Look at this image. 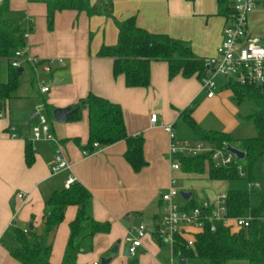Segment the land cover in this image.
<instances>
[{
    "label": "crops",
    "instance_id": "1",
    "mask_svg": "<svg viewBox=\"0 0 264 264\" xmlns=\"http://www.w3.org/2000/svg\"><path fill=\"white\" fill-rule=\"evenodd\" d=\"M7 1L11 10L8 18L17 20L21 29L27 27V22L31 25L27 42L29 55L43 60L63 59L65 67H55L49 76L50 91L47 94L40 92L29 67L33 79L25 91L20 88L22 68L18 86L0 118V264H19L9 254L17 247L10 234L11 226L41 234L45 202L55 191L65 189L64 183L69 177L90 192L93 219L111 224L109 234L95 236L91 253L77 257V264H98L101 256H110L111 246L119 242L115 244L117 236L122 234L125 243L128 231L133 229L132 220L152 222L162 213L160 196L167 190L171 176L169 140L162 126L171 125L180 144L192 139L199 142L180 116L194 105L190 118L201 130L228 134L234 141L244 138L237 135L243 103L236 104L224 78H216L218 92L209 99L195 76L185 79L178 75L169 79L167 64L153 62L149 86L127 88L122 75L113 77L112 60L100 59L97 53L103 45L116 44L118 32L114 19L121 21L133 17L138 27L181 40L190 46L195 57L206 60L215 55L221 43L226 22L224 8H228L230 0H88L95 14L90 16L73 10L56 12L51 29L47 25V9L43 3ZM260 5L262 0L252 13ZM36 18L46 20L47 28L41 36L34 31L33 20ZM89 94L119 104L127 134L143 137L146 166L139 172L135 173L124 159L125 142L100 146L96 154L87 158L83 156L88 143L86 110L80 111L78 121L66 123L56 122L52 112L48 111L49 108L53 111L75 107ZM38 99L42 100V105ZM34 112L36 114L30 119ZM151 114L157 115V125L150 124ZM40 115L47 119L54 141H33L32 128L38 125ZM185 128L191 130L192 137ZM27 142L34 156L31 166L25 163ZM59 160L67 161L69 168L52 175L50 168ZM185 175L182 172L177 174L179 181L182 176H191ZM191 181L189 184L194 186V180ZM185 188L187 191L182 192L189 193L190 186ZM196 190V197L190 193L196 200L226 193ZM19 194L24 195V199L19 198ZM76 213L77 207L68 206L52 237V264L62 262L70 233L69 224ZM146 237L148 239H143L138 249H151L154 261L160 248L151 236ZM119 255L127 258L123 252ZM114 262L113 256L110 264Z\"/></svg>",
    "mask_w": 264,
    "mask_h": 264
},
{
    "label": "trees",
    "instance_id": "2",
    "mask_svg": "<svg viewBox=\"0 0 264 264\" xmlns=\"http://www.w3.org/2000/svg\"><path fill=\"white\" fill-rule=\"evenodd\" d=\"M40 2L47 9V25L51 29L54 14L59 11L73 10L93 15L88 0H29ZM264 6V0H262ZM225 9V10H224ZM225 13L227 8L225 7ZM9 3L4 0L0 4V110H5L8 102L18 86V69L11 66L14 53L25 45L22 39L23 30L17 20L10 19ZM117 28V42L113 46H102L97 53L100 59L112 60V75L114 78L123 76L127 88H146L150 84V65L153 62H165L168 66V78L178 75L188 79L200 77L204 73V60L194 56L190 46L178 39L165 34L151 33L136 25L135 19H114ZM234 101L240 105L246 100L251 101L255 110L247 116L252 121L256 136L253 138L234 141L228 134L219 132H205L190 118L192 105L181 113L199 141L207 142L217 148L231 145L245 153L243 160H236L227 167H215L210 161L209 154L196 157H182L181 172L191 175L206 174L211 181L231 182L241 178L238 167L247 173L250 183L252 169L255 163L264 156V91L256 87L243 86L234 82H227ZM82 105V106H81ZM80 110L70 121H78L80 111H87L88 143L85 149L92 150L93 143L107 147L118 142H125L124 159L137 173L146 166L143 158V137L129 136L125 129L122 109L119 104L106 98L89 94L75 107ZM74 107V108H75ZM52 112V109H48ZM25 163L31 166L34 160L30 144L27 142L24 151ZM253 189V188H252ZM228 215L231 218L250 215L252 220L245 229L218 225L215 232L206 228L194 237L193 247L186 248L184 237H176L171 249L176 263L178 257L182 260H199L204 264H264V196L260 197L257 208H249L246 192L227 190ZM68 206L77 207L74 220L69 224V237L63 253L61 264H77L80 254L93 251V240L97 235H107L111 230L109 222H97L93 219L91 210V194L81 184L75 182L69 189L55 191L45 202L41 234L32 230L11 226L10 234L17 247L9 251L11 258L19 264H52V237L64 218ZM157 245H162L158 235L152 236ZM130 264H137L136 261Z\"/></svg>",
    "mask_w": 264,
    "mask_h": 264
},
{
    "label": "built area",
    "instance_id": "3",
    "mask_svg": "<svg viewBox=\"0 0 264 264\" xmlns=\"http://www.w3.org/2000/svg\"><path fill=\"white\" fill-rule=\"evenodd\" d=\"M3 1L0 0V4ZM258 2L259 0H230L225 14L226 22L222 30L221 43L217 47L215 55L204 60V73L199 79L201 89L206 93L207 98H213L218 92L217 77L264 91V40L252 37L248 30L249 15L255 10ZM22 30V39L25 45L14 53L11 66L18 70L29 67L34 74L40 92L47 94L50 91L49 76L55 67H65V61L63 59L43 60L30 56L27 45L31 35L29 22H27V27ZM3 111L0 110V118ZM149 121L151 125H157V115L151 114ZM162 127L169 140L168 160L171 174L169 185L160 196L163 210L158 220L150 222L149 225L141 224L128 231L125 243L129 246L131 258L136 256L137 249L142 246V240L148 235L151 237L158 235L163 243L170 245L171 249L177 236L184 237L188 249L193 247L194 237L206 228L211 232H215L218 225L233 229H245L252 220L250 215L236 218H231L228 215L226 193H217L200 200L193 197L184 200L181 197L177 176L181 173L179 156L196 157L209 154L210 161L215 167H227L237 159L225 148H217L213 145V147H205L203 141H199L195 145L186 142L180 144L171 125ZM32 135L34 142L54 141L47 119L43 115L39 116L38 125L32 128ZM99 149L100 145L93 143L92 150H83L82 154L87 158L96 154ZM68 168L67 161L59 160L51 166L50 172L52 175H56ZM238 171L240 176H244L240 166ZM74 183L73 177L67 178L64 183L65 189H69ZM249 186L253 189L258 187L255 183H250ZM18 197L24 199L22 194H19ZM23 232L27 233V230L23 229Z\"/></svg>",
    "mask_w": 264,
    "mask_h": 264
},
{
    "label": "rangeland",
    "instance_id": "4",
    "mask_svg": "<svg viewBox=\"0 0 264 264\" xmlns=\"http://www.w3.org/2000/svg\"><path fill=\"white\" fill-rule=\"evenodd\" d=\"M34 25V31L38 32V34H41L46 30V20L44 18L39 19L36 18L33 20ZM248 30L250 32V35L252 37H257L262 40H264V6L260 5L258 6L257 10L252 13L249 16L248 19ZM28 45V44H27ZM33 79V75L31 71L24 67V73L19 78L20 88L22 90H26L28 83ZM34 87H37L35 84ZM39 100V99H38ZM40 105H42V100ZM255 110L254 104L246 100L241 105V118H240V127L238 130V137L241 138H253L256 136V132L254 129V125L252 121L247 119V115L249 116L253 111ZM82 112V110H81ZM212 127L210 129H216L213 128L214 126H207ZM185 132L189 134L190 137L193 136V133L188 128H185ZM180 134V132L178 133ZM190 144L195 145L198 143V141H194L193 139L189 141ZM205 147H213L212 145L208 144L207 142H204L203 144ZM187 175V174H186ZM185 175V176H186ZM191 175V174H188ZM247 173L244 172V176H241L240 179L231 181V182H225V181H211L207 179L206 174L203 175H191L186 177H181L180 181H178V188L180 192L187 191V186H190V192L193 194V197H196L197 190L200 189L203 190L204 193L208 192H216V191H227V190H235V191H242L246 192L249 199V208L254 209L257 208L260 204V197L264 196V156L259 159L253 169H252V179L255 184H257V188L252 189L250 188V181L247 177ZM199 179V180H198ZM190 180V181H187ZM191 180H194L195 183L194 186H191L189 183L192 182ZM196 180V181H195ZM188 182V183H186ZM140 223L144 225H149L150 222L148 220H145L143 222H140L138 219H134L131 221V228H137ZM9 237V236H8ZM6 237V238H8ZM148 239V237L144 238ZM119 241V251L117 254L114 255L115 262L113 264H130L131 262L136 261L137 264H177L174 260L172 261V255H171V248L168 243H162V245L159 246L160 252L155 255L154 261L152 260V251L147 247L146 249H137L136 256L133 258H124L122 255H119L122 253V249L124 246L128 245L124 243V237L121 235L117 236L115 240L116 242ZM115 245L111 246L110 249H112ZM109 249V250H110ZM142 249V250H141ZM121 252V253H120ZM108 253V252H105ZM104 257V256H101ZM87 261V260H86ZM87 263V262H86ZM235 264V262H233ZM187 264H204L202 261L199 260H190L187 261ZM237 264H246L245 262H238Z\"/></svg>",
    "mask_w": 264,
    "mask_h": 264
},
{
    "label": "water",
    "instance_id": "5",
    "mask_svg": "<svg viewBox=\"0 0 264 264\" xmlns=\"http://www.w3.org/2000/svg\"><path fill=\"white\" fill-rule=\"evenodd\" d=\"M22 73V70L19 69L17 71V74L18 75H21ZM82 106V105H81ZM81 106L79 107H67V108H63V109H55L52 111V117L53 119L56 121V122H59V123H66V122H69L73 115L76 114ZM36 114V112H34V114L30 117V119ZM225 150L231 154H233L237 160H243L245 158V153L240 151L239 149L231 146V145H228L226 144L225 145ZM181 197L184 199V200H188L190 197H191V194L190 193H185V192H181ZM119 244L120 242H118L111 250H110V256L108 257H100L99 259V262L98 264H110L113 260V256L115 254L118 253V250H119ZM123 255L127 258H130V254H129V246L126 245L123 247ZM178 264H185V261L181 259V257H178Z\"/></svg>",
    "mask_w": 264,
    "mask_h": 264
}]
</instances>
